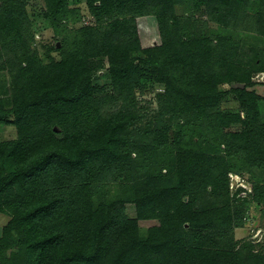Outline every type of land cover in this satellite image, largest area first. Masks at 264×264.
Here are the masks:
<instances>
[{"label":"trees","instance_id":"1","mask_svg":"<svg viewBox=\"0 0 264 264\" xmlns=\"http://www.w3.org/2000/svg\"><path fill=\"white\" fill-rule=\"evenodd\" d=\"M29 1L0 0V264H264L233 235L251 203L264 221V0H76L95 23L72 30L75 0H45L61 45L43 54ZM147 15L161 43L143 47ZM231 171L251 191L231 197Z\"/></svg>","mask_w":264,"mask_h":264},{"label":"rangeland","instance_id":"2","mask_svg":"<svg viewBox=\"0 0 264 264\" xmlns=\"http://www.w3.org/2000/svg\"><path fill=\"white\" fill-rule=\"evenodd\" d=\"M72 7H75L77 13L73 14L70 23L69 30L74 28L81 27L82 25H92L95 23V17L90 14L86 8L84 2L73 1ZM46 5L45 0H30L28 5V11L30 13L32 21V31L34 33L33 45L38 48L41 54L46 50V47H55L58 48L61 45L60 37L56 35L53 28L50 26L47 20L43 16L45 12ZM203 11L200 13L193 14L195 17H198L200 20L203 18L208 21L206 13ZM178 14L180 16L187 15V12L182 11L181 8L178 9ZM137 27L140 42L143 47L155 46L161 43V38L159 34V28L157 20L154 16L147 15L137 18ZM211 34L215 35L216 33H222L224 28L221 27V24L211 23V27L208 28ZM205 31V30H203ZM52 50V49H51ZM53 55H58L57 51H52ZM104 71L99 73L100 78L99 82L104 83ZM256 76V75H255ZM257 85L255 89L260 94H264V80L259 78L256 80ZM164 87L160 84H155L152 82H147L142 85L140 88L141 94L139 95L140 102L147 105L148 109L154 110L156 108L155 95L159 92H162ZM233 95L228 97V101L225 104V107L234 109L238 106V101L235 100ZM16 137V128L12 125L0 124V140L13 139ZM228 187L229 194L232 197H235V192L240 188L251 191V182L249 180L248 173H237L234 171L229 172L228 174ZM245 195L244 192L239 194ZM126 213L128 216H136V207L133 203L126 204ZM8 216L0 213V231L2 226L7 222ZM158 224L156 220H141L140 227L141 233L146 234L149 226ZM235 240H252L257 244H263L264 241V221L261 219L260 208H257L256 204H250L248 211L245 214V224L243 227L234 229L233 232Z\"/></svg>","mask_w":264,"mask_h":264},{"label":"built area","instance_id":"3","mask_svg":"<svg viewBox=\"0 0 264 264\" xmlns=\"http://www.w3.org/2000/svg\"><path fill=\"white\" fill-rule=\"evenodd\" d=\"M259 78H261V79L264 80V72H260V73H258V74L254 77L255 80H257V79H259Z\"/></svg>","mask_w":264,"mask_h":264}]
</instances>
